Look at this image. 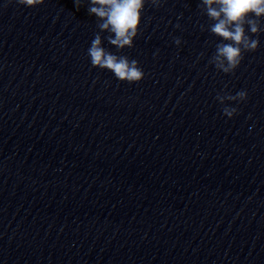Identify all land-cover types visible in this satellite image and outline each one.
<instances>
[{
    "label": "water",
    "instance_id": "1",
    "mask_svg": "<svg viewBox=\"0 0 264 264\" xmlns=\"http://www.w3.org/2000/svg\"><path fill=\"white\" fill-rule=\"evenodd\" d=\"M80 5L0 0V264H264V32L224 74L200 0L146 3L120 51Z\"/></svg>",
    "mask_w": 264,
    "mask_h": 264
},
{
    "label": "clouds",
    "instance_id": "2",
    "mask_svg": "<svg viewBox=\"0 0 264 264\" xmlns=\"http://www.w3.org/2000/svg\"><path fill=\"white\" fill-rule=\"evenodd\" d=\"M43 2L16 0L18 5L27 8H34ZM146 3L158 7L162 0H88L87 12L100 20L99 29L109 33L108 44L120 51L133 47ZM74 4L77 8L81 6L80 0H74ZM200 6L210 21L209 33L221 41L216 45L209 63L217 71L231 74L241 63L243 53L253 52L258 47L259 41L255 37L264 32L260 23L264 19V0H200ZM173 43L179 46L181 40L174 37ZM86 54L93 68L109 71L119 82L139 83L145 75L135 59L106 50L99 35L91 40ZM215 99L221 101L222 115L231 119L237 109L223 105L222 101H246L247 92L239 90L235 95L228 94L223 98L217 93Z\"/></svg>",
    "mask_w": 264,
    "mask_h": 264
}]
</instances>
